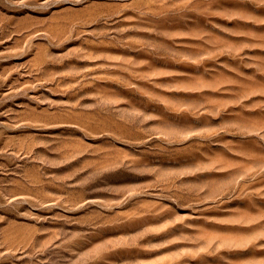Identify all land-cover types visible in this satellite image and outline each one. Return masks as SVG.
Returning <instances> with one entry per match:
<instances>
[{"label": "rangeland", "instance_id": "rangeland-1", "mask_svg": "<svg viewBox=\"0 0 264 264\" xmlns=\"http://www.w3.org/2000/svg\"><path fill=\"white\" fill-rule=\"evenodd\" d=\"M0 264H264V0H0Z\"/></svg>", "mask_w": 264, "mask_h": 264}]
</instances>
